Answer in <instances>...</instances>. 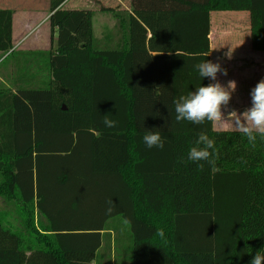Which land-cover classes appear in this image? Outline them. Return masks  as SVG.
<instances>
[{"label":"trees","instance_id":"1","mask_svg":"<svg viewBox=\"0 0 264 264\" xmlns=\"http://www.w3.org/2000/svg\"><path fill=\"white\" fill-rule=\"evenodd\" d=\"M66 1L49 0L43 52L13 50V12L0 10V264L264 254V138L177 122L174 105L211 83L195 67L210 61V13L247 12L251 49L264 52V0H129V12L100 9L116 21L100 38L93 12ZM148 131L162 149L146 146ZM201 133L214 165L188 159Z\"/></svg>","mask_w":264,"mask_h":264},{"label":"clouds","instance_id":"2","mask_svg":"<svg viewBox=\"0 0 264 264\" xmlns=\"http://www.w3.org/2000/svg\"><path fill=\"white\" fill-rule=\"evenodd\" d=\"M199 76L208 78L214 83L206 86L196 87L194 92H189L186 96H181L174 101L175 119L177 122L188 121L195 125L204 124L206 121L212 124H223L224 111L236 91L237 84L235 81H229L227 87L217 81L218 73L227 75V70H222L218 63L205 60L195 65ZM251 106L243 113L235 110L229 113L234 126L246 136L249 143L255 145L257 135L264 138V79L256 83L250 92ZM104 124L112 128L116 126V121L105 116ZM143 142L148 148H163L164 142L159 132L148 131L143 136ZM216 153L215 140L209 138L205 133H201L195 142V145L189 149L188 159L193 162L207 161L214 165L213 159ZM203 168V164H200ZM111 203V202H110ZM108 212L112 208L107 209ZM159 235L163 236V229L159 230ZM250 264H264V254L257 252L250 261Z\"/></svg>","mask_w":264,"mask_h":264},{"label":"crops","instance_id":"3","mask_svg":"<svg viewBox=\"0 0 264 264\" xmlns=\"http://www.w3.org/2000/svg\"><path fill=\"white\" fill-rule=\"evenodd\" d=\"M67 0L63 5L62 8L64 9L65 5L68 3ZM103 0H78L76 6H82L84 9H70V10H90L95 15V12L99 11L97 9V3L102 2ZM94 2V3H93ZM103 3V2H102ZM104 8H109L107 5H103ZM130 3L129 0H115V7H111L114 9L115 12H129ZM0 10H10L13 12L12 15V45L13 50L20 51V46H22L21 36L18 38L16 32V23L18 21V17L21 19V24L25 25V28L29 24H36L40 17H38L37 12H25L20 13L17 15V7L15 0H0ZM67 10V9H66ZM49 13V11H48ZM240 14H234L238 16L236 19H233L237 25H239L235 30H226L221 27L220 34L218 35L219 38V47L222 46V50L217 55L215 54L216 51L213 53L211 49V44L216 43L217 35L215 32L212 31V26L210 25V61L213 63H218L221 66L222 70H227V75H223L222 73H218L217 81L227 87L229 81H235L237 84L236 91L232 95L233 102L229 103L227 108L223 109L224 111V119L226 117L229 118V113L235 110L238 113H243L246 109L251 106V97L250 92L252 88L258 82V77L264 79V52H258L251 49L250 46V21L249 15L247 12H235ZM244 13V14H242ZM111 14V13H109ZM113 15V14H111ZM41 16V15H40ZM50 14H47V24L48 18ZM99 20L103 21L105 18L100 16L98 17ZM229 20V19H225ZM220 21H224L221 20ZM233 21L230 23L232 24ZM116 21H113V24L110 28L115 27ZM49 26V25H48ZM112 30V29H108ZM105 33V32H102ZM101 33V35H102ZM101 35H99L100 38ZM232 38V39H231ZM222 40V41H220ZM48 42L50 43V37ZM32 44V42L30 43ZM22 51V50H21ZM261 70V71H260ZM214 83V81H211ZM233 104V105H231ZM229 106L231 107L229 109ZM227 120V119H225ZM224 126H228V123L224 122L223 124H213V128H218V131H221V128ZM215 130V129H214ZM231 131V130H228Z\"/></svg>","mask_w":264,"mask_h":264},{"label":"rangeland","instance_id":"4","mask_svg":"<svg viewBox=\"0 0 264 264\" xmlns=\"http://www.w3.org/2000/svg\"><path fill=\"white\" fill-rule=\"evenodd\" d=\"M12 1V0H11ZM78 0H69L68 3L65 5L64 9L70 10V9H84L82 6H76L75 3H77ZM95 1V0H93ZM124 1V0H121ZM103 2V3H102ZM100 3H97V9L99 11L95 12V15L92 20V25H93V32L95 37H99L102 32L108 31V29H113L110 28L111 25L113 24V21L115 20L113 18V15L102 12L100 9L104 8L103 5H107L109 8L115 7V0H103ZM16 7H17V15L19 16L20 13H25V12H37L38 17H40V20L36 24H29L27 28H25L24 24H21V19L18 17V21L16 23V32L18 38L20 37L22 40V46H20V51H30V52H35V51H47L50 48V43L48 42L49 37H50V29L47 24V14L49 11V0H15ZM94 3V2H93ZM234 14H240V13H235V12H212L210 13V25L212 26V31L215 32L217 35V40L215 41L216 43L211 44V49L213 53L216 51V55L221 52L222 46L220 45L219 47V38L218 35L220 34L219 32L221 31V27L226 29L227 31L231 29L235 30L239 25L231 19L235 17V19L238 16H235ZM244 14V13H242ZM41 15V16H40ZM104 17L105 19L102 21L99 20L98 17ZM224 20V21H220ZM229 19V20H225ZM233 21L232 24H230ZM232 39V38H231ZM222 41V40H220ZM32 42V44H30ZM261 71V70H260ZM264 71V69H262ZM258 81H260V77H258ZM234 99H231L230 103L233 102ZM233 105V104H231ZM227 108V107H226ZM231 107L229 106V109ZM225 123H228V126H224V128H221V131H239L234 124L232 123L231 118L226 117ZM217 130L218 128H214ZM3 203L0 199V209H2ZM5 209V208H4ZM9 222L10 225L14 226L17 225L15 222V219L12 218L11 216L9 217Z\"/></svg>","mask_w":264,"mask_h":264},{"label":"water","instance_id":"5","mask_svg":"<svg viewBox=\"0 0 264 264\" xmlns=\"http://www.w3.org/2000/svg\"><path fill=\"white\" fill-rule=\"evenodd\" d=\"M62 110H64V108H62Z\"/></svg>","mask_w":264,"mask_h":264}]
</instances>
